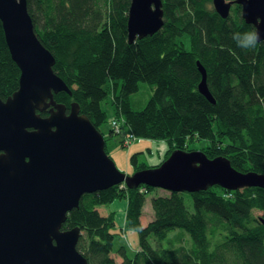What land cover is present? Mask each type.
Listing matches in <instances>:
<instances>
[{
    "label": "trees",
    "instance_id": "16d2710c",
    "mask_svg": "<svg viewBox=\"0 0 264 264\" xmlns=\"http://www.w3.org/2000/svg\"><path fill=\"white\" fill-rule=\"evenodd\" d=\"M205 2L211 3L162 0V28L129 44L130 0H27L36 34L55 56L53 70L71 90L55 94V100L67 111L76 101L80 113L100 130L108 117L102 102L112 88L120 87L122 106L115 105L113 115L122 116L124 131L137 138L164 140L166 157L175 149L189 150L187 138L196 134L207 142L200 150L208 157L223 155L241 171H263L264 42L239 47L234 34L255 31L240 16V6L222 18ZM196 55L208 72L214 104L196 90ZM19 75L0 21L1 98L18 88ZM139 82L153 91L141 110H133L126 97ZM108 134L113 135L110 129ZM131 162L135 170L148 167L138 154ZM121 184L85 193L62 224V229L80 227L76 247L89 264H118L113 251L121 258L119 264H264V227L248 228L250 208L264 199V189L229 191L215 185L186 192L192 211L185 205L184 192H169L152 198L155 217L142 224L145 195L154 188ZM240 196L251 203L239 202ZM118 198L128 201L123 229H134L139 236L140 251L132 256L123 244L114 248L120 232L114 213L102 215L98 210Z\"/></svg>",
    "mask_w": 264,
    "mask_h": 264
},
{
    "label": "water",
    "instance_id": "95a60500",
    "mask_svg": "<svg viewBox=\"0 0 264 264\" xmlns=\"http://www.w3.org/2000/svg\"><path fill=\"white\" fill-rule=\"evenodd\" d=\"M222 17L233 4L264 42V0H212ZM0 21L19 86L0 98V264H89L77 249L80 227L62 229L67 214L85 193L122 182L128 188L161 187L169 192H199L218 185L237 190L264 187V175L232 167L221 155L175 149L156 167L120 171L105 149L103 133L79 104L57 102L71 90L53 70L55 56L38 38L27 0H0ZM164 24L162 0H130L129 43L154 34ZM199 91L211 102L205 70ZM47 110V115L41 112Z\"/></svg>",
    "mask_w": 264,
    "mask_h": 264
},
{
    "label": "rangeland",
    "instance_id": "374dc122",
    "mask_svg": "<svg viewBox=\"0 0 264 264\" xmlns=\"http://www.w3.org/2000/svg\"><path fill=\"white\" fill-rule=\"evenodd\" d=\"M189 46V45H187ZM152 88L149 84L146 82H139V87L136 92H133L129 96L130 106L133 110H141L145 104L147 103L148 99L150 98L152 94ZM114 102L111 95L107 96L103 102L102 107L106 111L108 117L107 121L103 124L101 127V131L104 134L105 138V145L106 150L113 159L116 167L124 172L125 174L132 175L136 170L134 169L135 166L131 162V157L134 154H138V159L140 163H145L148 165V167L159 165L161 162H163L167 157V151H168V145L164 140H158L162 141L167 145V149L162 156V151L159 149L162 142L155 141L151 138H137L136 140H132L128 143H125L124 145H121L120 142L123 140H126L125 134H117L114 133L113 135H109V129H110V123L111 120L114 119ZM188 144L189 150H195V149H201L203 148L207 142L205 140L196 141L193 143H186ZM166 157V158H165ZM147 167V168H148ZM121 188H124L125 186L123 184L120 185ZM161 190V188H154L149 194L146 195V200L143 206L142 215H141V222L142 224H146L148 222L147 219L151 220L150 218L153 216V209L151 206V198L156 196V194ZM164 190V189H163ZM184 202L186 207L192 211V199L191 197L186 193H182ZM121 203L127 204L128 201L126 198H118L112 201L109 204H103L98 207L101 214L106 215L107 212L114 211L115 213V219H116V228L119 232V235L115 238L114 241V248L120 246L121 244L125 245L127 249V253L129 256H132L133 253L137 250L139 247V236L136 230L124 228V225L120 227L121 221L120 217L123 215L124 212L121 210ZM127 209V208H126ZM144 212V213H143ZM152 213V214H151ZM126 214V210H125ZM189 244L188 236H186V245ZM164 246H167L166 242H163ZM111 256L115 259V261L119 264L121 262L120 256L116 253V251H113Z\"/></svg>",
    "mask_w": 264,
    "mask_h": 264
},
{
    "label": "bare ground",
    "instance_id": "6f19581e",
    "mask_svg": "<svg viewBox=\"0 0 264 264\" xmlns=\"http://www.w3.org/2000/svg\"><path fill=\"white\" fill-rule=\"evenodd\" d=\"M211 1V3L210 2H205V7L206 8H208V9H211V10H214V11H216L215 9H214V5H213V2H212V0H210ZM242 13V12H241ZM240 13V16L242 17V14ZM163 17H164V10H163ZM242 19H243V17H242ZM244 20V19H243ZM245 22V21H244ZM246 23V22H245ZM247 24V23H246ZM127 40H128V31H127ZM127 43H129V41H127ZM130 44V43H129ZM184 47H187V46H184ZM187 50V49H186ZM194 66H195V68H196V70H197V72L199 73V78H197L196 79V81H195V85H196V90L198 91V92H200L199 91V84L201 83V81H202V77H203V75H202V73H201V71L202 70H200V68L198 67V63L200 64V65H202L203 67H204V69H206L205 68V65L203 64V62L201 61V57L200 56H195V58H194ZM229 75H227V77H228ZM205 78H206V81H207V78H208V72H207V70H205ZM207 85H208V83H207ZM120 86V85H119ZM138 87H139V83H138ZM209 88V87H208ZM120 89V87L118 88H112V91L107 95V96H109V95H111L112 96V98L114 99V103H115V105L116 106H118L119 108H121V106H122V100L121 99H119L117 96H118V90ZM138 90V89H137ZM136 90V91H137ZM210 90V89H209ZM136 91H134V92H136ZM133 93V92H132ZM132 93H130L127 97H126V100H129V96L132 94ZM201 93V92H200ZM210 93L212 94V92L210 91ZM202 94V93H201ZM203 95V94H202ZM204 96V95H203ZM212 96H213V94H212ZM205 97V96H204ZM214 97V96H213ZM215 99V98H214ZM130 103V102H129ZM115 118L116 119H118V120H123V117L122 116H119V117H116L115 116ZM133 136H135L133 133H131ZM202 138L201 137H199L198 135H194L192 138H187V143H193V142H196V141H200ZM218 156H221V155H218ZM215 157H217V156H215ZM209 158H214V157H209ZM229 159V158H228ZM157 165H155V166H153V167H156ZM232 167H234L233 165H232ZM237 169V168H236ZM140 170V169H139ZM239 170V169H238ZM241 171V170H240ZM247 171H254V170H247ZM247 171H243V172H247ZM255 172H257V171H255ZM258 173V175H264V170L263 171H260V172H257ZM254 187H257V188H261V189H264V187H259V186H254ZM153 188H156V187H153ZM157 188H161V187H157ZM221 188H223V187H221ZM245 188V187H244ZM223 189H225V188H223ZM242 189V188H241ZM153 190V189H152ZM152 190H150L147 194H149ZM165 190V189H164ZM226 190H229V189H226ZM161 191H163V188H161V190L156 194V196H159V193L161 192ZM229 191H231V190H229ZM146 194V195H147ZM146 195H145V199H146ZM156 196H154V197H156ZM226 196H229V194H227ZM154 197H152V198H154ZM152 198H151V200H152ZM238 201L239 202H244V203H246V204H249V203H251V201H250V199L249 198H247L246 196H240V197H238ZM251 211H250V215H251V219H250V221H249V223H248V228L249 229H252V228H257V227H264V199L258 204V205H255L254 204V206H252L251 208ZM152 214V213H151ZM154 217H155V214H154V212H153V216L150 218L151 220H149V219H147L148 220V222H150V221H152L153 219H154ZM147 222V223H148ZM167 234H169V236H171L172 234H173V232H170V231H167L166 232ZM188 236V235H187ZM149 241L151 242L152 241V238H149ZM214 245H211L210 246V250H213V247ZM137 252L138 251H140V248L138 247L137 248V250H136Z\"/></svg>",
    "mask_w": 264,
    "mask_h": 264
},
{
    "label": "clouds",
    "instance_id": "9594fccd",
    "mask_svg": "<svg viewBox=\"0 0 264 264\" xmlns=\"http://www.w3.org/2000/svg\"><path fill=\"white\" fill-rule=\"evenodd\" d=\"M234 39H236L239 47L249 49L254 48L258 43L260 36L257 31H251L246 33H236L234 34Z\"/></svg>",
    "mask_w": 264,
    "mask_h": 264
},
{
    "label": "built area",
    "instance_id": "2783aa9c",
    "mask_svg": "<svg viewBox=\"0 0 264 264\" xmlns=\"http://www.w3.org/2000/svg\"><path fill=\"white\" fill-rule=\"evenodd\" d=\"M110 129L111 131H113L114 133L117 134H125L126 136V140H123V144L128 143L132 140H136V136H133L131 133L124 131L123 129V121L122 120H118V119H112L111 123H110ZM141 191H146L145 188H141Z\"/></svg>",
    "mask_w": 264,
    "mask_h": 264
},
{
    "label": "crops",
    "instance_id": "0c3cea01",
    "mask_svg": "<svg viewBox=\"0 0 264 264\" xmlns=\"http://www.w3.org/2000/svg\"><path fill=\"white\" fill-rule=\"evenodd\" d=\"M155 141H158V140H155ZM158 142H162V141H158ZM161 151H162V156L164 155V153H165V151H166V149H167V145L164 143V142H162L161 143V146H160V148H159ZM166 194H168V192L167 191H161L160 193H159V195H166ZM146 200V199H145ZM126 208H127V204H122L121 203V210L124 212V216L122 215L121 217H120V221H121V224H120V227L121 226H123V225H125V210H126ZM99 210V209H98ZM142 210H143V208H142ZM100 212V211H99ZM111 212H113L114 213V211H111ZM101 213V212H100ZM110 212H107V214L106 215H108ZM144 213V212H143ZM103 215V214H102ZM141 215H142V213H141ZM114 218H115V213H114ZM115 221H116V219H115Z\"/></svg>",
    "mask_w": 264,
    "mask_h": 264
},
{
    "label": "flooded vegetation",
    "instance_id": "af4514ba",
    "mask_svg": "<svg viewBox=\"0 0 264 264\" xmlns=\"http://www.w3.org/2000/svg\"><path fill=\"white\" fill-rule=\"evenodd\" d=\"M225 1H232V0H225ZM235 5H238V4H233L232 6H231V8H230V11H231V9H232V7H234ZM240 13H241V7H240ZM229 14H230V12H229ZM1 98V97H0ZM2 100H5V99H3V98H1ZM48 113H47V110H45V111H43V112H41V115L42 116H46ZM164 191H167V190H164ZM168 193H169V191H167Z\"/></svg>",
    "mask_w": 264,
    "mask_h": 264
}]
</instances>
